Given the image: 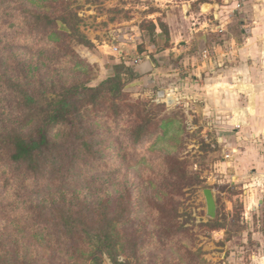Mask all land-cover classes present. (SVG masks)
<instances>
[{
    "label": "rangeland",
    "instance_id": "rangeland-1",
    "mask_svg": "<svg viewBox=\"0 0 264 264\" xmlns=\"http://www.w3.org/2000/svg\"><path fill=\"white\" fill-rule=\"evenodd\" d=\"M63 1L78 19L77 31L58 36L27 17L28 0H0V115L20 111L26 95L45 100L50 82L88 77V86L97 87L115 76V66L130 74L120 75L119 100L108 98L105 109L97 110L96 118L109 132L98 130L105 150L90 162L91 173L83 169L77 177L55 182L39 202L50 206L55 192L67 189L65 199L72 205L78 203L73 191L85 197L105 188L114 198L128 196L127 244L118 254L126 264H264V182L235 176L221 140L223 125L207 114L202 96L208 73L202 52L213 55V47L223 42L213 32L221 25L244 35L247 19L239 5L223 8L229 0ZM205 31L210 36L202 40ZM239 35L226 40L238 44ZM140 63L143 73L135 67ZM136 125L143 133L132 142ZM110 167L107 175L92 178ZM45 182L38 180L40 186ZM205 190L215 202L214 219L206 214ZM7 191L11 203L0 208V232L10 221V227L44 221L28 211L33 203L17 199L13 204L11 186ZM159 194L167 197L157 208L152 203ZM168 199L173 206H162ZM78 264L93 262L84 258ZM98 264L112 263L102 256Z\"/></svg>",
    "mask_w": 264,
    "mask_h": 264
},
{
    "label": "trees",
    "instance_id": "trees-1",
    "mask_svg": "<svg viewBox=\"0 0 264 264\" xmlns=\"http://www.w3.org/2000/svg\"><path fill=\"white\" fill-rule=\"evenodd\" d=\"M28 2L23 9L39 27L49 28L58 36L76 33L78 19L63 0H47L41 5L36 0ZM115 70V76L97 87L88 86V77L57 81L56 85L50 82L45 100L26 95L18 104L20 111L0 115V208L11 203L6 201L7 187L11 186L13 204L23 199L27 206L30 201L32 206L25 209L44 218L27 227L20 221L10 227V221L1 230L0 264H78L84 258L98 264L102 256H107L112 264H126L118 254L127 244L123 226L129 216L123 217L130 208L128 196L114 198L105 188L93 189L85 197H78L73 191L71 198L78 203L72 205L65 199L67 189L56 191L50 206H45L46 200L39 202L55 182L77 177L83 169L91 173V163L101 158L105 147L98 130L109 131L107 123L96 118L97 110L105 109L111 98L119 100L123 88L120 75L130 74L124 66H115ZM131 132L135 133L132 142L139 141L142 126L136 125ZM111 170L112 167L101 169L88 176L96 180ZM172 172L173 169L169 173ZM40 178L47 179L44 186L39 185ZM27 179L33 180L32 186L26 185ZM161 196H155L152 206L161 207L167 194ZM162 206L172 207L173 200L168 199ZM45 208L51 213L50 219L46 218ZM50 220L55 224L49 225Z\"/></svg>",
    "mask_w": 264,
    "mask_h": 264
},
{
    "label": "crops",
    "instance_id": "crops-1",
    "mask_svg": "<svg viewBox=\"0 0 264 264\" xmlns=\"http://www.w3.org/2000/svg\"><path fill=\"white\" fill-rule=\"evenodd\" d=\"M237 5L241 16L247 19L242 22L244 35L240 30L229 32L224 25L214 29L224 40L213 47V55L204 50L209 57L201 59L202 67L208 71L202 96L207 114L223 125L221 140L235 176L239 181L252 177L261 183L264 182V0H229V5L223 8L238 9ZM237 33H240L238 44L226 40ZM202 35L204 40L210 33L205 31ZM135 67L139 73L144 72L143 64Z\"/></svg>",
    "mask_w": 264,
    "mask_h": 264
},
{
    "label": "water",
    "instance_id": "water-1",
    "mask_svg": "<svg viewBox=\"0 0 264 264\" xmlns=\"http://www.w3.org/2000/svg\"><path fill=\"white\" fill-rule=\"evenodd\" d=\"M204 196H205V202H206V208H207V212H206L207 217L210 219H214L216 207H215V202H214L213 196L211 194V191L205 190Z\"/></svg>",
    "mask_w": 264,
    "mask_h": 264
},
{
    "label": "built area",
    "instance_id": "built-area-1",
    "mask_svg": "<svg viewBox=\"0 0 264 264\" xmlns=\"http://www.w3.org/2000/svg\"><path fill=\"white\" fill-rule=\"evenodd\" d=\"M202 56H203L204 59L209 57L207 51H203L202 52Z\"/></svg>",
    "mask_w": 264,
    "mask_h": 264
}]
</instances>
